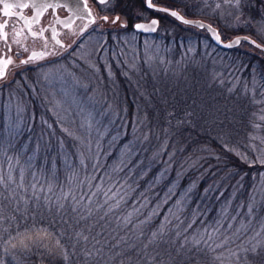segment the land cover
<instances>
[{
	"label": "trees",
	"instance_id": "obj_1",
	"mask_svg": "<svg viewBox=\"0 0 264 264\" xmlns=\"http://www.w3.org/2000/svg\"><path fill=\"white\" fill-rule=\"evenodd\" d=\"M157 2L185 13H194L182 10L186 0ZM138 9L141 13L147 10L146 4L140 0H129L124 7L131 30H134V21L141 19L133 12ZM166 26L173 27L172 32L164 33L163 39L167 43L176 45L179 50L192 44V37L182 35V31H189L185 28L191 25L176 20L168 22L162 17L157 32ZM182 56L176 57L165 67L157 65L154 69H146L136 81H128L126 76L118 73L122 109L118 110L116 124L109 123L112 118L109 114L104 120V127L90 129L87 135L78 124L72 127L66 120L58 119L66 115L62 108L68 105H61V109H57L53 105V97L41 89L29 92L27 113H20L23 125L11 133L12 139L6 134V116L0 109V171H12L11 180L8 174L2 173L4 180L0 184V264H96L93 258H88L86 262L83 242L73 250L71 244L74 241L62 239L61 243L67 249L66 259L60 257L54 240L48 241L51 253L32 246L27 240L25 243L30 246L24 249L20 243L23 238L21 234L33 225V216L42 226L55 222L54 227L59 231L67 229L65 236L73 231L90 235L89 229L93 236L101 232L107 235L115 230L121 236L127 234L131 241H136L141 230L134 228V225L151 217L142 226L144 235L141 239L145 243L150 233L164 223L165 217H169L172 222L167 225L166 231L175 246L169 248L170 256L164 251L168 246H160L164 264H264V247L258 248L255 255L240 252L239 260L232 256L231 251L237 250L240 241L230 248H218L215 252L192 249L191 252L184 250L182 254H177L176 249L183 236H175L177 220L172 218L173 213L183 221L180 230L196 214V222L184 235L199 238L198 230L217 220L227 221L222 217V211L227 210L228 215L233 216L240 199H246L259 176L258 172L264 169V163L257 159L264 158V148L263 155L259 156L250 147L252 142L261 143L264 147V141L251 135L254 130L248 116L256 110L246 106L235 95L228 96L231 95L226 92L230 81L223 77L213 80L208 76L204 64L196 62V57ZM236 58L241 62V67L247 64L243 73L251 76L255 57L251 58L248 53L239 54ZM257 66L260 74L264 75V62ZM75 102L80 106L83 104L81 97ZM97 105L99 108L96 110L91 105L82 109L88 119L103 120L100 116L107 108L101 101ZM20 116L17 118L21 119ZM123 125H127L126 128ZM63 128L81 136L84 142L67 135ZM225 142L231 151L221 147ZM257 149L260 153L261 149ZM203 155L206 156L204 159ZM252 158L254 162L250 160ZM97 164L95 176L90 180L93 188L101 183V177L107 173L112 180L105 179V184L119 181L127 191L126 202L109 217L101 220L102 211H94L91 218L80 221L78 225L72 221L62 225L54 212H46L42 206L36 205L33 184L35 194L41 197L47 195L54 199L61 194V190L78 194L82 182L87 183L88 178L93 177V165ZM49 186L51 192L47 191ZM41 187L45 189L44 192L39 191ZM84 190L87 191L86 188ZM169 190L172 193L170 196ZM235 191L237 193L233 198ZM134 206L140 208L138 214L134 212ZM246 208L245 204L243 213ZM153 212L157 214L153 215ZM128 213H133L132 223L126 228H117L116 219ZM262 216L261 222H264V213ZM249 217L247 215L245 218ZM220 238H215V243H219ZM262 239L258 241L264 243ZM92 243L90 236L89 249ZM136 243L139 245V241ZM200 247L203 249V244ZM245 247L250 245L245 243ZM115 251L119 249L110 251L105 246L102 264H119L121 258L114 256ZM148 251H152L151 247ZM129 255L134 257L135 249L132 253H125V256ZM124 264H128L127 259ZM156 264H160L159 257Z\"/></svg>",
	"mask_w": 264,
	"mask_h": 264
},
{
	"label": "rangeland",
	"instance_id": "obj_2",
	"mask_svg": "<svg viewBox=\"0 0 264 264\" xmlns=\"http://www.w3.org/2000/svg\"><path fill=\"white\" fill-rule=\"evenodd\" d=\"M253 2L255 1L240 0L237 7L235 0H231L230 3H225V0H186L182 10L194 13L179 10L186 16L210 21L219 29L225 40L241 33L250 36L256 34L264 39V15L260 13L259 18L254 16ZM217 3L220 4V8H216ZM112 7H114V1L109 0L102 8ZM153 14L166 18L168 22L176 20L170 15L155 12L149 8L140 12L139 15L142 19H147ZM110 15L112 19L113 16ZM121 21L125 22V27H122ZM185 29L189 31H182V35L192 37L193 42L188 48L182 47L179 50L176 45H170L163 39L164 33L172 32L173 27L171 26L163 27L161 31L157 32V30V33L142 34L130 29L126 16L122 15L117 23L100 19L91 28L69 38L68 44L60 47L54 55H49L29 65L13 67L5 78L0 79V109H3L6 116L7 136L12 139L11 133L15 128L22 127L23 118L20 113H27L29 92L39 89L51 97L55 95V99L65 106L66 104L63 103L65 99L76 101L81 97L82 109L91 105V108L96 110L99 108L97 102L101 101L107 110L104 109L105 112L101 113L100 118L103 120L89 119L93 123L91 131L93 128L98 130L99 127H104L106 123L104 120L109 114L112 117L109 123L116 124L118 110L122 109L119 97L121 87L117 74L122 73L128 81L129 79L136 81L146 69H154L157 65L165 67L176 57L184 55L187 58L196 57L197 63H203L208 76L213 80L223 77L227 82L230 81L226 92L231 95L228 96L235 95L246 106H251L256 110L248 116L254 130L251 135L255 139L264 141V119H261L264 117V75L260 74L257 66L260 62H264V53L260 54L259 50L257 51L250 43L244 41L238 46L224 48L215 44L204 28L192 26ZM248 53L251 58L256 59L250 71L251 76L243 73L247 69V64L241 67V62L236 61V56ZM62 89L69 94L67 97L61 95ZM84 96L89 98H84ZM254 100L260 103H254ZM18 116L21 119L17 118ZM126 126L123 125L124 128ZM250 147L259 156L263 155L262 148L264 147L261 143L252 142ZM257 147L261 149L260 153ZM205 157V155L202 156L203 159ZM250 160L255 161L253 158ZM261 160L264 158H259V161ZM2 173L0 171V174ZM4 173L12 175V171ZM258 173L259 176L250 192L247 193L246 199L241 198L239 207L233 211L235 220L223 222L225 226L232 223L233 228L240 225L247 227L248 231L244 234L246 245H249L247 241L252 237H255L252 240L253 244L257 243L259 238L264 240L262 234L264 231L261 230L264 226V222H261L262 213H264V169ZM236 193L235 191L233 198ZM245 204L247 208L243 213L242 207ZM249 207L252 208L251 214L248 212ZM247 215L250 217L245 218ZM239 216L242 218L239 219ZM256 232H260V235L255 236Z\"/></svg>",
	"mask_w": 264,
	"mask_h": 264
},
{
	"label": "snow or ice",
	"instance_id": "obj_3",
	"mask_svg": "<svg viewBox=\"0 0 264 264\" xmlns=\"http://www.w3.org/2000/svg\"><path fill=\"white\" fill-rule=\"evenodd\" d=\"M96 2L100 5H105L107 3V0H96ZM231 0H225V3H230ZM81 4H83V7L85 8V15H80V7ZM240 4V0H235V5L238 7ZM186 6V5H185ZM216 8H220V4L217 3ZM12 7H18L21 9L28 8L29 5L27 3H20L16 5H11L8 3H4V16L6 17L4 23H0V39L4 41V44L7 46V51H12V46L9 43V35L6 29L9 27L7 18L11 17L13 13L10 11ZM33 7L36 9V14L32 18V20L26 19L22 14L16 13V19L23 21L25 25H27V35L30 36L33 39H43L44 40V47L47 49L48 42L47 38L44 36V33L48 31L46 28H41L38 31L32 30V23L33 21L38 22L40 19V16L42 15L43 11L47 10L48 8L56 9L58 7H64L69 12L72 13V15L67 20H58L57 22L60 24H63L65 27L71 28L73 19H82L87 18L88 23H95L94 18L91 16V11L87 9V0H72V6L69 4H60V3H45V4H34ZM146 7L149 9H152L153 11H158L161 13H165L167 15H170L171 17L177 19L178 21L184 23V24H193V21L187 20L184 18V16L180 15L179 11L176 10H170L168 6H163L157 8L156 5L153 3V0H146ZM102 19L107 22L108 17L104 16ZM119 22V17L117 16L113 23ZM159 24L158 19H152L150 24H140L137 23L134 25V29L137 31H156V27ZM126 25H122V27H125ZM197 27L200 28H206L208 29L211 34L212 38L216 40L217 43H222L221 36L218 34V32L212 28L211 25H205L203 23H197ZM87 27V24L85 25V28ZM21 32H18L15 30V27H13V36L19 37ZM53 32V39L56 37L55 29H52ZM244 42L251 43L255 47H261L260 44H257L256 41L250 40L247 36L242 38ZM13 43L20 45V40L15 39ZM57 44H60L59 40H56ZM241 43V38L237 37L233 43L225 44V47H233L238 46ZM63 46V45H61ZM22 51L27 52L28 48L26 45L21 46ZM54 52H49L47 50L45 51H32L27 59H21V64L29 65L30 63L34 61L41 60L49 55H54ZM17 55H19V52H17ZM13 63V60L10 56L7 55V53H0V79L5 78L7 75V68L9 65ZM106 67H108L106 65ZM61 95L67 97L69 94L65 92L63 89L61 90ZM53 105L57 109H61V102L55 99V95H53L52 98ZM254 103H260V101H253ZM64 104L68 105V107L62 108L63 112L66 114L64 117H58V119H64L67 121L69 125L72 127H76L77 124L80 128V130L87 135L88 131L93 127V123L87 118L84 111L82 110L81 106L79 104H76L75 101L71 99H65L63 101ZM73 105H75L73 107ZM261 119H264V117H261ZM50 127V126H49ZM63 132H65L67 135L74 137V139L80 141L83 143V139L79 135H74L73 132H70L68 128H63ZM147 138L146 136L144 137ZM252 137H250L251 139ZM221 147L225 151H231V149L228 148L227 142L221 144ZM163 150V149H162ZM11 159V158H9ZM171 157H169V160ZM219 159V157H217ZM245 159H247L245 157ZM259 159V157H257ZM261 163H264V160L260 161ZM122 163H124L122 161ZM81 164L83 165V160H81ZM97 165H93V177L88 178L87 183L81 184V188L79 193L73 192L69 190L68 192H64L61 190V194L56 196L54 199L52 197H49L47 195L41 197L35 194V184L32 185L33 188V199L38 207L42 206L46 212L49 213H55L56 216L60 218V222L62 225L69 224V221L74 222L75 224H79L80 221L86 220L88 218H91L94 214V211H102V215L100 216V219L103 220L105 217H109L115 210L119 209L122 205V203L126 202V196L127 191L125 189V186L123 183L117 182H111L108 184H105V179L108 181H111L112 178L109 174L105 173L104 176L101 177V183L99 185H96L95 188L91 185L90 180L94 178L95 171ZM122 170V169H119ZM8 179L11 180L12 177L9 174ZM23 179L21 175V180ZM4 177L2 174H0V184L3 183ZM103 185V186H102ZM87 189L85 191L84 189ZM40 192H44L45 189L41 187L39 189ZM47 191L51 192L52 188L49 186ZM171 190H169V196L171 195ZM103 197L102 202L100 201V197ZM167 202V199L165 200ZM179 204V201L177 202ZM144 205H140V207H143ZM140 208H136L134 206V212L139 213ZM249 214L252 212V208L249 207L248 209ZM86 213V214H85ZM71 214V215H69ZM156 212H153V215H156ZM132 216L133 213H128L126 216L122 218H117L115 223L117 228H126L127 225L132 223ZM222 217L224 219H227L229 221H234L235 216H229L227 213V210L222 211ZM67 218V219H65ZM172 218L177 220V224L175 225L177 231L175 232L176 238H179L183 236V240L180 243L179 248L176 249L177 254L180 255L184 250H187L188 252H191L192 249H196L197 251H203L205 249L211 250L213 252L216 251V249H223L226 246L229 248L231 245L236 244L237 241H240V244L237 245L236 251H231V255L236 257L237 260H239V253H252L256 254L257 249L264 247V243L257 241V243L253 244L252 240L255 239V237L250 238L247 243L250 245V247H245L244 243V234L248 231V228L244 225H240L239 227L233 228L232 223H228L227 226H225V223L222 222V220H217L213 224H209L206 227H204L202 230L199 231V238L197 236L189 237L187 235H184V233L187 232L189 228L192 227V225L196 222V214H194V218L187 224V226L180 230L179 226L183 223L179 219L178 216H176L174 213L172 214ZM33 225L28 228V231L26 233H22V239L20 241L21 245L24 249L29 248V243H25V240L29 241L32 246H35L37 248H44L49 253H51V248H49L48 241L54 240L55 241V247L59 249V255L61 258L66 259L67 258V249L64 247V245L61 243V240L64 239L66 242L68 241H74V243L71 244V247L73 250L75 249L77 244H80L83 242L84 244V250H83V256L87 262L88 258H93L96 260V264H102V261H104V248L107 246L110 251L119 249V251L114 252V256H119L121 259L119 261V264H124L125 259L128 260V264H156L157 257L160 258V264H164V257L161 256V245L168 246L164 249L165 252L168 253L170 256V247L175 246L174 240H172L171 237L167 234V225L171 224V219L169 217L164 218V223L160 225V227L156 230L150 233V235L147 238V242L145 243L141 237H143L144 233L142 231V226L147 224L151 217H149L146 220L140 221L139 224L134 225V228L141 229L139 234L136 237V241H139V245H137L136 241H131L129 236L127 234L121 236L119 232H109L107 235H105L103 232L97 233L96 235H91V229H89L90 235H83L82 232L73 231L71 235L65 236V231H59L54 227L55 222H53L52 225H44L42 226L41 223L36 222V217L33 216ZM261 230L264 231V226L261 227ZM260 232H256L255 236H259ZM91 236L92 247L89 249L87 247V244L89 242ZM223 237V239L220 240L219 243H215V238ZM114 241V242H113ZM212 242V243H210ZM203 244L204 248L202 249L200 246ZM214 244V246H213ZM99 245V247H97ZM13 247H16L13 245ZM151 247L152 251L149 252L148 249ZM133 249H135V255L134 257L129 255L125 256V253H132ZM216 259H220V257H216Z\"/></svg>",
	"mask_w": 264,
	"mask_h": 264
},
{
	"label": "flooded vegetation",
	"instance_id": "obj_4",
	"mask_svg": "<svg viewBox=\"0 0 264 264\" xmlns=\"http://www.w3.org/2000/svg\"><path fill=\"white\" fill-rule=\"evenodd\" d=\"M45 1L46 0H0V23H4L6 19V17L3 14L4 13V3H8L11 5L27 3L29 5L28 8H24V9H21L18 7H12L10 9L13 15L7 18L9 27L6 29V31L8 32V35H9V43L12 46L11 52L7 51V46L4 44V41L0 39V53H7V55L10 56L13 60V63L9 65L7 68V74L10 71V69H12L13 67L18 66V65H24V64H21V59H27L32 51L40 52V51L47 50L49 52L55 53L58 50H60V47H62L61 45L65 46L68 44L67 40L69 38L74 37L75 35L81 34L82 32L91 28L94 24L97 23L98 20L102 19V17L104 16L108 17V22L110 23H113V20L117 16L119 17V20H120L122 15L126 16L124 12V7L129 2V0H113L114 7L108 9V8H102L104 5L98 4L96 0H87V8L88 10L91 11V14L93 15L95 23H91L87 25L86 28H85V25L88 21L87 18H82V19L74 18L71 28H68V27H65L63 24L58 23L57 21L67 20L71 12H69L64 7H58L56 9L48 8L47 10L43 11L38 22L33 21L32 23L33 31H38L41 28L48 29V31L44 33V36L47 38V42H48V47L47 49H45L44 40L43 39H33L30 36H28L27 35V25H25L23 21L16 19V15H15L16 13H20L26 19L32 20V18L36 14V9L33 7V5L34 4H45ZM108 1L109 0H107V2ZM140 1L146 4V0H140ZM252 1H255L253 2V7H252V10L254 11L253 12L254 16L259 18L260 13L264 15V0H252ZM153 2L159 3L157 2V0H153ZM133 12L139 15L140 9L135 10ZM155 12H158V11H155ZM110 14H112L113 16L112 19H110L111 17ZM154 15L156 14L149 16V18ZM81 16H84V15H81ZM126 18H127L128 23L130 24L127 16ZM121 22H122V25H125L124 21H121ZM13 27H15V30L18 32H21V30H23L22 34L18 38L13 36ZM53 28L55 29V32H56L55 39H53V32H52ZM252 37L258 42V44L261 45V47L258 48V47H255L253 44L251 43L250 44L257 51L259 50L260 54H263L264 53V39L259 38V36L256 34H254V36ZM15 39L20 40V45L13 43ZM56 40H59L60 44H57ZM23 45H26V47L28 48L27 52L22 51L21 46ZM17 52H19V55H17Z\"/></svg>",
	"mask_w": 264,
	"mask_h": 264
},
{
	"label": "water",
	"instance_id": "obj_5",
	"mask_svg": "<svg viewBox=\"0 0 264 264\" xmlns=\"http://www.w3.org/2000/svg\"><path fill=\"white\" fill-rule=\"evenodd\" d=\"M55 2L60 3V4H65V3H66V4H69L70 6H72V0H46V1H45V3H55ZM153 3L156 5L157 8H159V7H163V6H168V5H164V4H160V3H155V2H153ZM168 7L170 8V10H176V11H179L180 15L184 16L185 19L194 22L193 24H189V25H192V26H195V27H197V26H196L197 23H203V24H205V25H211L212 28L215 29V30L218 32V34L221 36L222 43H217L216 40H214V39L212 38V34H211V32H210L208 29H206V28H204V29H206L207 32L209 33V35H210L212 41H213L215 44H217V45H219V46H221V47H224V48H232V47H225L224 45H225V44L233 43V41H234L237 37H240V38H241V42L243 41L242 38L245 37V36H247L250 40H254V41H256L252 36H250V35H248V34H244V33L237 34V35H235L234 37H232V38H230V39H228V40H225V39H223V37H222V35H221L219 29H218L213 23H211L210 21L205 20V19H202V18H193V17L186 16V15L183 14L179 9H177V8H175V7H170V6H168ZM87 9H88V8H87ZM71 15H72V13L69 15V17H70ZM80 15H85V8L83 7V4H81V7H80ZM91 16H92V18H93V15H92V14H91ZM152 19H158V20H159V24H158L157 27H156V31H157L158 28H159V26H160V17L157 16V15L152 16V17H150V18H148V19H139V20H137V21L134 22V25L137 24V23L147 25V24H150V22H151ZM73 20H74V19H73ZM176 20H177V19H176ZM177 21H178V20H177ZM179 22H180V21H179ZM86 24L89 25L88 21H87ZM134 25H133V27H134ZM199 28H200V27H199ZM136 31H137V30H136ZM156 31H149V32H146V31H142V30H140V31H137V32H139V33H143V34H153V33H155ZM256 43L258 44L257 41H256ZM233 47H235V46H233Z\"/></svg>",
	"mask_w": 264,
	"mask_h": 264
},
{
	"label": "bare ground",
	"instance_id": "obj_6",
	"mask_svg": "<svg viewBox=\"0 0 264 264\" xmlns=\"http://www.w3.org/2000/svg\"><path fill=\"white\" fill-rule=\"evenodd\" d=\"M155 16V15H154Z\"/></svg>",
	"mask_w": 264,
	"mask_h": 264
}]
</instances>
